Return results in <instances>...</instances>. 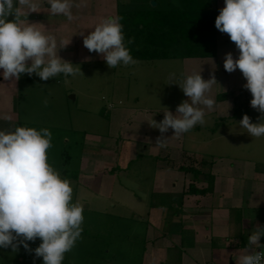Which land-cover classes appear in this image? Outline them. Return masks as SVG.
Returning a JSON list of instances; mask_svg holds the SVG:
<instances>
[{
	"label": "crops",
	"instance_id": "0c3cea01",
	"mask_svg": "<svg viewBox=\"0 0 264 264\" xmlns=\"http://www.w3.org/2000/svg\"><path fill=\"white\" fill-rule=\"evenodd\" d=\"M34 2L36 12L20 6V19L38 24L45 34L56 37L58 45L68 41L58 55L72 60L85 53L86 57L98 55L84 47L79 33L88 35L104 18L116 16L119 0H73L71 21L52 15L47 0ZM213 4L221 10L224 0H213ZM229 52L238 58L234 42L217 30L216 56L183 58L186 71L194 69L202 77L216 79L210 90L214 108H204L205 114L217 117L207 140L189 137L191 146L185 148L186 134L176 137L169 129L163 134L167 146L161 148L156 145L161 133L151 125L164 117L121 100L102 108L108 116L102 109L97 112L107 120L101 132L83 128L80 168L75 185L70 182L73 201L80 198L102 206L101 210L117 209L119 216L132 217L137 226H144L137 264H238V257L247 254L249 235L264 226V137H252L239 125L245 114L253 123L261 122V113L250 105L252 95L243 87L247 81L240 70L225 71ZM2 71L0 131L12 132L19 80H4ZM211 142L213 150L200 149ZM211 181L210 190L191 192V185L199 190ZM116 186L118 197L114 196ZM260 243L264 244V237Z\"/></svg>",
	"mask_w": 264,
	"mask_h": 264
},
{
	"label": "clouds",
	"instance_id": "9594fccd",
	"mask_svg": "<svg viewBox=\"0 0 264 264\" xmlns=\"http://www.w3.org/2000/svg\"><path fill=\"white\" fill-rule=\"evenodd\" d=\"M47 4L52 15L74 19L73 0H47ZM20 6L29 12L38 7L34 0H0V69L4 80L35 74L47 81L60 74L74 77L81 73L79 67L58 55L69 42L61 40L58 45L56 37L45 34L38 24L24 23ZM9 15H14V20L9 21ZM121 19L110 16L88 35L79 33L84 47L101 55L109 68L139 63L125 45ZM215 27L228 34L239 52L238 58L231 52L225 55V71L240 70L247 81L243 87L252 95L250 105L261 113V122L253 123L245 114L239 125L252 137H264V0H224ZM215 82L214 75L205 80L201 73L183 79L179 87L188 99L177 106L175 114L168 110L162 121L152 122L151 127L161 133L157 146H167L168 138L163 134L169 129L179 137L205 123L204 108L212 110L216 103L208 95ZM51 140L47 128L21 126L12 132L0 131V248L16 252L23 246L35 257H42L43 264H62L65 253L81 238L84 216L83 206L72 203L70 181L48 162ZM261 237L264 226H257L248 237L247 254L238 257V264H264V251L257 250L264 249ZM37 238L42 242L31 249L29 242Z\"/></svg>",
	"mask_w": 264,
	"mask_h": 264
},
{
	"label": "rangeland",
	"instance_id": "374dc122",
	"mask_svg": "<svg viewBox=\"0 0 264 264\" xmlns=\"http://www.w3.org/2000/svg\"><path fill=\"white\" fill-rule=\"evenodd\" d=\"M119 4L125 9L141 8L147 5V0H119ZM84 55L72 60L63 59L80 68L81 73L74 77L60 74L43 81L35 74H22L18 81L19 98L15 101L14 124L29 125L37 130L47 128L52 133L48 162L61 177L64 169L72 172L80 168L85 138L83 128L101 132L107 123L105 118L97 116L99 110L121 100L125 105L133 104L141 111H153L159 117H164L168 110L175 114L177 106L188 99L179 85L188 75L198 73L194 69L186 71L185 60L181 58L138 60L137 65L109 68L101 55ZM210 78L204 77L205 80ZM214 118H217L214 114H205V123L197 124L185 133L186 137L207 140L212 135ZM188 139L185 140V148L191 146ZM213 148L212 142L200 147L201 150ZM64 151L70 155L69 163H65ZM135 170L136 167L132 174ZM76 177L70 179L73 185ZM119 190L116 186L115 197H118ZM74 193L73 188L72 203ZM77 203L83 206V231L73 249L65 253V261L71 264L139 262L142 254L139 238L144 235V226H137L132 217L119 216L117 209L113 211L108 207L101 210L102 206L80 198ZM35 242L42 241L37 238ZM35 248L36 244L31 246V249ZM0 264H43V259L35 257L34 252H27L23 246L16 252L11 248H0Z\"/></svg>",
	"mask_w": 264,
	"mask_h": 264
},
{
	"label": "trees",
	"instance_id": "16d2710c",
	"mask_svg": "<svg viewBox=\"0 0 264 264\" xmlns=\"http://www.w3.org/2000/svg\"><path fill=\"white\" fill-rule=\"evenodd\" d=\"M141 8H121L118 2L116 16H120L123 25L125 45L136 60H155L167 58L213 57L217 55V29L215 19L219 9L213 0H156L153 6ZM132 40V43H128ZM105 113V109L101 110ZM30 127L29 125H21ZM18 124L15 128L21 127ZM65 163H69L70 155L64 151ZM196 172L195 170H192ZM78 171L64 169L62 178L77 176ZM199 189L191 185V192L204 193L211 189ZM41 242H29L30 248ZM62 264H71L63 260Z\"/></svg>",
	"mask_w": 264,
	"mask_h": 264
},
{
	"label": "water",
	"instance_id": "95a60500",
	"mask_svg": "<svg viewBox=\"0 0 264 264\" xmlns=\"http://www.w3.org/2000/svg\"><path fill=\"white\" fill-rule=\"evenodd\" d=\"M151 4L155 6L157 4L156 0H151Z\"/></svg>",
	"mask_w": 264,
	"mask_h": 264
},
{
	"label": "built area",
	"instance_id": "2783aa9c",
	"mask_svg": "<svg viewBox=\"0 0 264 264\" xmlns=\"http://www.w3.org/2000/svg\"><path fill=\"white\" fill-rule=\"evenodd\" d=\"M257 250H258V251H260V250H261V251H264V249H257Z\"/></svg>",
	"mask_w": 264,
	"mask_h": 264
}]
</instances>
